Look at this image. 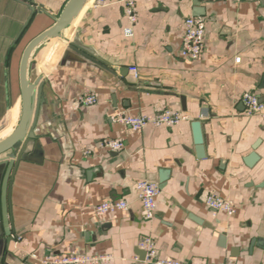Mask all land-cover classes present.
I'll return each mask as SVG.
<instances>
[{
    "label": "crops",
    "instance_id": "1",
    "mask_svg": "<svg viewBox=\"0 0 264 264\" xmlns=\"http://www.w3.org/2000/svg\"><path fill=\"white\" fill-rule=\"evenodd\" d=\"M67 2L0 0V135L20 99L24 48ZM135 7L137 21L125 36L124 0H89L64 36L32 53L28 76L41 86L39 109L13 174V239L5 251L1 192L10 154L0 155V264L64 255L149 264L138 248L147 236L167 259L264 264V119L248 115L241 101L245 92L264 98V1L136 0ZM188 16L205 22L195 60L180 54ZM73 40L94 59L71 49ZM87 93L97 102L72 108ZM164 108L187 118L138 132L111 118ZM104 139H121L124 148L102 149ZM143 180L160 189L150 220L136 189ZM205 193L233 200L235 213H214ZM120 198L127 211L93 213Z\"/></svg>",
    "mask_w": 264,
    "mask_h": 264
},
{
    "label": "built area",
    "instance_id": "2",
    "mask_svg": "<svg viewBox=\"0 0 264 264\" xmlns=\"http://www.w3.org/2000/svg\"><path fill=\"white\" fill-rule=\"evenodd\" d=\"M103 0H95L102 2ZM136 0H124V17L126 26L123 29L125 36L132 35V25L137 21V13L135 7ZM207 2L212 0H200ZM252 3H259L264 0H247ZM205 35V22L200 16H188L183 20V35L180 54L188 59L195 60L199 57L203 49V39ZM239 58H236L238 61ZM134 76H138L136 68H131ZM241 101L244 105L245 112L248 115H257L264 119V98L253 92H245L241 96ZM97 102V97L94 93L79 95L73 102L72 108H77L80 105L90 106ZM112 120L127 126L131 130L138 132L148 126H174L187 117L169 108H164L160 112L147 115H127L123 112H117L111 116ZM99 147L108 151L118 152L124 148V142L121 139H104L99 143ZM138 198L143 208V216L150 220L155 216L156 198L159 195L160 189L156 183L150 181H139L136 184ZM204 204L214 213L222 212L226 215L235 213L233 200L214 196L205 193L201 196ZM129 204L126 200L114 199L103 201L93 208V213L96 216H104L116 211H127ZM138 248L144 252V260L149 264H210V263H190L174 259H167L160 256L155 242L151 237H143L138 242ZM111 259L109 255H70V256H52L42 260V264H102ZM220 264H233L223 262Z\"/></svg>",
    "mask_w": 264,
    "mask_h": 264
},
{
    "label": "water",
    "instance_id": "3",
    "mask_svg": "<svg viewBox=\"0 0 264 264\" xmlns=\"http://www.w3.org/2000/svg\"><path fill=\"white\" fill-rule=\"evenodd\" d=\"M88 1L89 0H68L61 13L54 18V23L34 37L26 45L22 52L19 63L20 99L16 106L11 126L0 135V155L5 153L10 154H8L10 156V160L7 162L3 175L1 192V215L3 234L5 237L3 241L4 251L7 249L9 242L13 239V223L10 209V191L13 174L20 160L21 154L27 146V143L33 139V128L36 123L39 109L41 86H38L39 83L37 78L28 76L31 55L34 50L46 39L64 36L70 28L72 22L79 15L82 8ZM70 48L85 57L94 59L92 53L83 48L77 40H73L71 42ZM35 92H37V101L34 105ZM196 140L199 143L200 136L198 131L196 133ZM199 150L201 151L200 147Z\"/></svg>",
    "mask_w": 264,
    "mask_h": 264
}]
</instances>
